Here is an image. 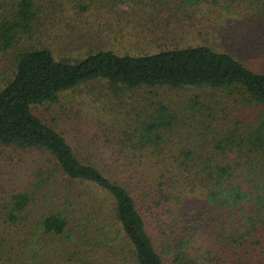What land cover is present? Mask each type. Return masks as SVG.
<instances>
[{
    "label": "trees",
    "instance_id": "1",
    "mask_svg": "<svg viewBox=\"0 0 264 264\" xmlns=\"http://www.w3.org/2000/svg\"><path fill=\"white\" fill-rule=\"evenodd\" d=\"M106 1L161 7L165 19L201 5L235 15L238 26L211 29L243 47L66 57L58 25L88 24L94 0H0V145L54 159L16 187L1 170L0 264H264V0ZM92 80L171 99L119 107L109 94L110 129L64 131L45 116Z\"/></svg>",
    "mask_w": 264,
    "mask_h": 264
},
{
    "label": "rangeland",
    "instance_id": "2",
    "mask_svg": "<svg viewBox=\"0 0 264 264\" xmlns=\"http://www.w3.org/2000/svg\"><path fill=\"white\" fill-rule=\"evenodd\" d=\"M202 7L203 5L192 17L178 14L179 18L176 19L174 14L165 19L167 13L162 11L161 7L156 12L150 13L148 6H133L130 1L110 4L108 1L102 3V0H94L91 8L83 12L85 13L83 20L86 19L88 24L71 30L75 21L69 15L65 16L58 27L69 30L68 38L55 46L66 57L72 58L81 57L89 50L99 47H112L121 52L146 53L175 45L209 41L215 43L220 49H241L243 47L241 43L223 39L221 36L214 37L211 29L218 27L225 30L228 24L235 27L241 19L237 20L235 15L226 19L221 17L223 14L221 11L208 12L201 9ZM151 14L161 18H157L159 21H153ZM241 33L243 31H237V34ZM231 44H233L232 47ZM114 92L108 81L92 80L62 94L60 103L43 108L44 114L53 121L55 117V123L59 124L64 131L71 127L88 129V125L94 123L101 128H109L108 124L114 118L105 115L103 107L106 103L103 107L101 105V101L105 102V97L109 94L119 107L134 104L135 99L144 103L150 102L149 98H153V101L171 99V91L161 88ZM172 93L175 98L179 91H172ZM101 124L103 125L100 126ZM53 165L54 159L47 151L0 145V172L2 169L6 170L1 182H14L15 187L25 182H32L35 176L52 168Z\"/></svg>",
    "mask_w": 264,
    "mask_h": 264
}]
</instances>
